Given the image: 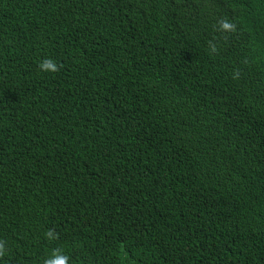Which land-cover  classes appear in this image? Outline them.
<instances>
[{
  "label": "trees",
  "instance_id": "obj_1",
  "mask_svg": "<svg viewBox=\"0 0 264 264\" xmlns=\"http://www.w3.org/2000/svg\"><path fill=\"white\" fill-rule=\"evenodd\" d=\"M0 241L264 264V0H0Z\"/></svg>",
  "mask_w": 264,
  "mask_h": 264
},
{
  "label": "clouds",
  "instance_id": "obj_2",
  "mask_svg": "<svg viewBox=\"0 0 264 264\" xmlns=\"http://www.w3.org/2000/svg\"><path fill=\"white\" fill-rule=\"evenodd\" d=\"M218 28L217 30L222 34L235 33L237 30V25L226 19L221 18L217 21ZM208 49L210 53H217L218 47L215 40H210L208 42ZM39 67L42 71L47 73H57L60 70V65H58L55 61L48 59L43 63L39 64ZM44 236L49 241H55L59 239V234L54 231V229H49L44 233ZM5 245L4 241H0V259L5 257ZM70 257L65 254L64 250L61 248H55L51 250V254L46 257L43 261V264H69Z\"/></svg>",
  "mask_w": 264,
  "mask_h": 264
}]
</instances>
